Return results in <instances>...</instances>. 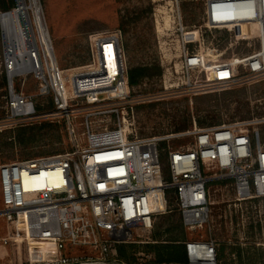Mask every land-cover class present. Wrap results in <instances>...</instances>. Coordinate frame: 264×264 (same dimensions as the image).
<instances>
[{
  "label": "built area",
  "instance_id": "obj_1",
  "mask_svg": "<svg viewBox=\"0 0 264 264\" xmlns=\"http://www.w3.org/2000/svg\"><path fill=\"white\" fill-rule=\"evenodd\" d=\"M36 14L29 8L4 33L5 123L30 125L37 117L35 98L50 97L49 117L65 119L72 149L0 164V215L6 223L1 245H44L33 249L40 252L30 264H127L118 258V247L132 240L134 230L152 229L168 208V191L190 231L207 222L212 181L231 180L239 200L264 198V142L258 130L233 124L194 131L191 144L167 151L165 181L158 145L166 137H139L127 119L137 101L120 34H91L88 62L64 70L47 25L44 31ZM202 21L227 32L229 47L235 44L237 52L219 60L220 44L206 46L203 39L199 49H185L182 66L189 83L210 91L264 76V0H204ZM195 72L206 73V80H193ZM29 75L37 82L36 95L25 93ZM78 114L86 147L71 123ZM99 114L114 115L116 130L93 133L90 119ZM183 245L186 261L178 264H219L215 240L190 238ZM76 250L84 254L75 256Z\"/></svg>",
  "mask_w": 264,
  "mask_h": 264
},
{
  "label": "rangeland",
  "instance_id": "obj_2",
  "mask_svg": "<svg viewBox=\"0 0 264 264\" xmlns=\"http://www.w3.org/2000/svg\"><path fill=\"white\" fill-rule=\"evenodd\" d=\"M0 0V164L34 159L70 151L69 132L62 116L50 118L54 111L50 97L35 98L37 117L30 125L9 127L5 123L6 74L2 65L4 30L1 16L17 6V0L3 10ZM9 2L10 0H5ZM52 41L58 66L70 69L85 65L90 57L88 37L94 33H119L127 68L148 66L152 76L144 78L139 87L131 89L134 114L127 119L139 137H166L159 143L162 153V176L168 181L167 151L192 143L191 133L197 130L233 124H245L260 132L264 142V76L251 79L231 89L204 91L188 82L182 66L183 53L197 50L202 39L206 46L220 44L219 60L237 52L229 47L231 36L223 30L209 29L202 21L204 0H37ZM30 4V0H27ZM237 45L238 48L240 47ZM209 54V53H208ZM161 69L160 75L154 71ZM192 79L206 80V73H193ZM25 93L36 95L37 82L26 78ZM19 89V83L15 82ZM79 107H85L79 104ZM102 133L116 130L114 115H93L90 119ZM81 114L71 117L82 147L88 146ZM210 176L211 173L204 172ZM209 184V216L202 228L188 230L175 205L173 193L166 196V212L155 217L150 230H134V237L122 244L127 264H158L156 244L173 243L190 238L213 239L230 247L237 244L264 249V198L239 200L233 183ZM222 181V182H221ZM1 194V193H0ZM2 203L0 204V209ZM4 216L0 215V239L6 234ZM0 242L1 264H30L37 259L44 245H28L24 241L3 246ZM31 247V253L29 249ZM84 254L74 251L75 256ZM119 258V252L117 250ZM173 264V263H163Z\"/></svg>",
  "mask_w": 264,
  "mask_h": 264
},
{
  "label": "trees",
  "instance_id": "obj_3",
  "mask_svg": "<svg viewBox=\"0 0 264 264\" xmlns=\"http://www.w3.org/2000/svg\"><path fill=\"white\" fill-rule=\"evenodd\" d=\"M13 5V0L6 2L5 0L1 1V7L3 10H8L9 7ZM152 68L148 66H138L128 68V81L131 88L139 87L144 78L148 76H152L153 74ZM154 75H160L162 73L161 69H157L154 71ZM226 182L232 183L231 180H222ZM221 181V182H222ZM213 184L220 182L219 180L212 181ZM172 193V191H168V194ZM184 240H180L173 243H165V244H156L155 246V262L158 264L163 263H183L186 261V255L183 245ZM228 246L226 243L217 242V259L219 264H264V249L261 247L255 248L249 245L248 248H244L241 245L237 244L235 247H230L229 257L226 256V250ZM119 259L126 258V254L124 251V246L120 245L118 247ZM123 261V260H122ZM125 262V261H123Z\"/></svg>",
  "mask_w": 264,
  "mask_h": 264
},
{
  "label": "bare ground",
  "instance_id": "obj_4",
  "mask_svg": "<svg viewBox=\"0 0 264 264\" xmlns=\"http://www.w3.org/2000/svg\"><path fill=\"white\" fill-rule=\"evenodd\" d=\"M37 0H30V4H27V0H17V6L11 10L10 12L4 13L1 16L3 30L5 35L11 30L12 26L15 21L19 19L22 20L23 15H26V12L29 8H32L35 11L37 18L40 20L43 30L45 31V21L41 6H39L36 2Z\"/></svg>",
  "mask_w": 264,
  "mask_h": 264
},
{
  "label": "crops",
  "instance_id": "obj_5",
  "mask_svg": "<svg viewBox=\"0 0 264 264\" xmlns=\"http://www.w3.org/2000/svg\"><path fill=\"white\" fill-rule=\"evenodd\" d=\"M2 202H1V194H0V204H1Z\"/></svg>",
  "mask_w": 264,
  "mask_h": 264
}]
</instances>
